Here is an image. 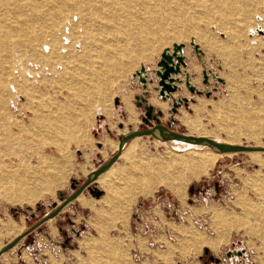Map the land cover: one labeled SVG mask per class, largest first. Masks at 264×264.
Returning a JSON list of instances; mask_svg holds the SVG:
<instances>
[{"label": "rangeland", "instance_id": "rangeland-1", "mask_svg": "<svg viewBox=\"0 0 264 264\" xmlns=\"http://www.w3.org/2000/svg\"><path fill=\"white\" fill-rule=\"evenodd\" d=\"M60 1L0 0V25L8 45L0 49V160L16 181L27 183L25 196L30 199L38 195L32 174L39 169V158L43 180L42 198L33 203L0 200V250L19 236H6L3 223L24 224L21 234L25 233L61 205L92 171L112 159L125 135L157 125L147 117V107H153L160 124L172 122L170 129L180 135H200L185 120L189 116L218 141L264 146V30L260 28L264 1L249 8L250 20L242 30L237 28L241 32L233 42L225 32L241 20L239 13L229 21L230 29L224 30L219 15L214 14L219 11L213 0H199L200 4L198 0H179L180 19L175 0L157 1L148 6L153 11L166 6L172 12L170 18L151 14L154 25L140 39L131 41L127 57L123 53L125 57L116 55L115 59L108 54L111 49L116 51L117 41L122 39L116 38L117 34H103V40L110 41L107 50L103 49L105 46L97 43L102 35L86 31V21L72 12L71 5H61L58 10ZM33 2L39 10L67 12L61 21L50 16L33 22L32 16L38 14L29 9ZM5 9L12 13L6 14ZM28 20L36 32L42 29V41L33 52L19 47V37L9 30ZM203 32L211 36L213 44L227 49L199 41L196 34ZM176 44H181L183 62L174 54ZM5 51H9V60L2 59ZM165 51L172 57L165 61L169 65L176 61L179 66L168 76L178 80H164L174 87L169 92L162 86ZM127 61L131 66H126ZM176 103L180 106L173 113ZM128 105L134 109L130 120ZM35 116L42 120L38 121L42 145L37 144L36 133L20 132L32 126ZM10 134L14 138H9ZM168 146L152 136L131 142L111 173L87 188L80 201L69 203L50 223L21 239L0 264H264V149L257 150L258 156L248 151L221 153L208 174L173 181L175 185L167 181L150 196H136L140 185L135 179L130 181L131 187L125 181L130 172L146 164L171 165L188 154L173 153ZM174 148L210 150L203 144L181 142ZM30 160L28 172L22 164ZM173 166L169 170L175 177H184V172L190 176L184 166L176 171L175 163ZM95 189L101 191L98 199L90 193ZM83 201L91 205L84 206ZM245 204L253 206L247 214ZM240 217L244 218L242 224L225 240L215 224L225 218L237 227ZM197 233L222 239L220 249L204 246L196 257L192 240Z\"/></svg>", "mask_w": 264, "mask_h": 264}, {"label": "bare ground", "instance_id": "bare-ground-1", "mask_svg": "<svg viewBox=\"0 0 264 264\" xmlns=\"http://www.w3.org/2000/svg\"><path fill=\"white\" fill-rule=\"evenodd\" d=\"M4 1L5 2H10V1H16V0H4ZM58 1H60V0H58ZM157 1L159 2V1H162V0H65L64 2L60 1L61 3H59L57 5L55 3V5L58 8V10H59L61 5L64 8H67L66 5H68V4L71 5L72 6V12L73 13H77L76 15L80 18V20H85L86 21V23L84 24L86 26V31H88L89 33H95L96 32V34L98 32V34L102 35V39L97 41L98 44L101 42L104 46L107 43L109 45L110 41L103 40V34H105V33H107V35L117 34L115 37L118 38V39H122V40H118L117 41L118 44L115 43L117 45H116V51L114 53H112L113 52L112 49L110 50V54H108V56L111 59V58H114V56H116V55L117 56L119 55V57L123 56V53L125 55V52L127 54V51L131 49L130 48L131 44H132L131 41H134L136 39H140V36L143 35V33H145V32L150 30L151 24H152V19H150V17L153 14H157V16L161 17L162 19L167 18V17L170 18V14L172 12H171L170 9L165 8L166 6L164 7V5H161L163 8H161L160 11L159 10L153 11V10H151L150 6H148L150 4L153 5ZM164 1L166 2V0H163V2ZM213 1H214V3H213L214 6L217 4V7L215 9L217 11H219L218 13L214 12V14H218L219 15V17H220L219 19H221V20H218V21H221L219 23L221 24V28H223L224 30L225 29H228V30L230 29V28H228L229 25L231 26V24H229L230 23L229 21L230 20H234L233 18L235 17V15H237L239 13V16H240L241 20H238L237 23L235 22V26L232 27L229 30V32L228 31L225 32V33L229 34L228 35V38H229L228 40L232 39L231 42H233L240 35L239 33L241 32L242 28L246 27L247 26L246 23H248V21L250 20L249 19V8L252 7V6L254 7V5H258L259 6L260 3L262 1H264V0H243V1H247V2L253 3V4H248V5L245 4V6L240 4L239 0H213ZM174 2H177V8L175 9V12L177 13L176 17L178 19H180V16H181L180 15V11L182 10V9L180 10L181 4L179 5V0H175ZM198 2L200 4L199 0H198ZM241 3H242V1H241ZM14 5L16 6V4H14ZM140 5H142L143 7H140ZM156 7H159V6H156ZM20 8H22V7H20ZM182 8H183V5H182ZM9 9H11V8H9ZM9 9H7V10L5 9L6 10L5 13L6 14L9 13V15H10V13H12V12ZM29 9H32V11L33 10H35V11L37 10V13H38V14H34L32 16L33 22H34L35 19L42 20V18L45 19V17L48 18L50 16H53L57 21H61V20L64 19V16H65V14L67 12V11H65V9H61L59 13L54 14V8H48V9H44V10H39L37 8V6L34 4V2L30 6ZM15 12H16L15 14L18 13L17 9H15ZM6 14L4 16H6ZM147 14H148V16H147ZM165 16H167V17H165ZM92 18H94V19L96 18V21L94 22V20ZM240 18H238V19H240ZM168 20H166L164 22H167ZM91 21H93L94 24L91 23ZM32 25L33 24L31 23V21L28 20V22L25 21L23 23H19L16 27H13V28L9 29L14 35L19 37L20 40L17 42L19 47L20 46H21V48L24 47V48H26L25 50L30 51V52L35 51L37 49L36 47L40 44L39 41L40 40L42 41V29L41 30L39 29L38 32H36V30L34 29V27ZM152 25H154V24H152ZM156 25H157V23H156ZM233 25H234V22H233ZM57 26H58V24L56 26H53L51 28V30L55 31ZM218 27H220V26H218ZM261 27L264 30V17H263V21L260 24V28ZM237 28H240L241 30L239 29L240 30L239 31ZM156 31H157L156 34H158V30H156ZM11 32H10V34H11ZM72 34H73V32H72ZM196 35H198L199 41H205V43H207L211 47H214L215 49H219V50L227 49L226 46L221 47L220 44H217V43H216V45H215V43L213 44L212 42L214 40L212 41L211 38H210L211 36L205 34L204 32L200 33V34H196ZM175 36H177V35H175ZM182 37L183 36H181V34H179V37L177 36V38H180V39ZM6 38H7V35H5V32H3V26L0 25V49L4 48L3 46H7L8 47V45L6 43ZM164 40L166 41V39H164ZM89 42H87V43H89ZM4 43H6V45H4ZM192 43H195V41H193ZM180 46H181V44H176L175 45V50H177L176 51V54H177L176 58L181 57V56H179L182 53ZM92 47L93 46H88V48L90 50H91ZM114 47H115V45H114ZM229 47L230 46H228V48ZM88 48H84V49L87 50ZM104 48H106V50H107L108 47L105 46V47H103V49ZM38 50L40 51L39 48H38ZM5 52H7V55L3 56V58L2 57L1 58L9 60V58H10V55L8 54L9 51H5ZM164 54L170 55L169 51H165ZM125 56L127 57V55H125ZM125 56H123V57H125ZM110 61H112V60H110ZM179 64H181V63H179ZM126 66H131L130 62L128 63V61H127ZM169 67H172L173 69L176 70V68H178L179 66L176 63V61H175V63L173 61V64L169 65ZM165 71H166V69L163 67L162 70H161V73H163ZM12 75H14V74H12ZM168 80H178V77L177 78L171 77ZM166 90H168V89L166 88ZM167 92H169V90ZM166 95H168V94H166ZM158 105H160L162 107L166 106L165 104H161V103L158 104ZM62 108H63L62 105H59L58 110H62ZM37 113L39 114V112H37ZM35 117L32 119V126L26 127V128L23 127L20 130V132H22L24 134H26V132L29 133V134H32V133L35 134L36 133V138H37L36 142H37V144L42 145V127L40 126V123H42V120L40 118L37 119L38 118L37 116H35ZM185 120L188 122V124L192 128L193 132H197L200 135L209 136L210 138H212V140H215V138L210 136L208 133H205L201 129V127L199 125H197V122L195 121V119H193L192 117L186 116ZM38 121H40V123H38ZM37 124H39V126ZM129 134H127V135H129ZM0 136H1V133H0ZM140 137H142V136L134 137L133 139H131L130 141H128L124 145V148H123V151H122V154H121L120 158L124 157L126 155L127 151L130 149V143L132 141H134L135 139L140 138ZM147 137H149V136H147ZM152 137L154 139H156L157 141H159V142H166L169 145L168 149L170 151H172L173 153H183V154L184 153H188V154H184L181 158L174 159V162H172L171 165H169L167 163L165 164L163 162L162 163L159 162L158 165H156V163L155 164H151V165L150 164L148 165V164L145 163L146 165H142L141 167L138 166V168H136V171H134L135 173L134 172L133 173L130 172L128 175L131 176V177H127V179L125 181H126V184H129L127 186H130L131 185L130 181L132 183L133 179H135L136 182L140 185L139 189L136 186L137 189H138V191L136 189V191H137L136 196L137 195H141V196H144V197L150 196L160 186L165 185L166 184L165 182H167V181H171L172 180L171 183L173 185H175L173 183V181H179V183H180L183 179L186 180V178H191V179L192 178L193 179L194 178H200L201 175L209 173L210 169L213 168V166L215 165V162L219 159V156L221 155V153H223V154H232L233 152H236V151L226 152V151H222V150H219V149H216V148L215 149L210 148V150H203V151H196V150H191V149H188V150H185V151H179L176 148H174V146L176 144L178 145L179 141L173 140L171 138V136L167 132L156 131L152 135ZM9 138H14V136L10 134ZM4 141H6V140H4ZM223 142L228 143V144H230V143L231 144H237L238 143V141H236V140H225ZM119 145H120V143H119ZM118 150H119V148H118ZM248 152H251V154L253 156H258L259 155V153H256L258 151H254V150L252 151L251 150V151H248ZM174 163H175V171L178 170V166H184V169L187 172L189 171L190 176L186 175V172H184L185 173V174L183 173L184 177H181V176L180 177H175L176 175L174 173H172V171L169 170L170 166L172 168ZM31 164H32V161L30 160L28 162H23L22 166L28 172H31ZM38 164H39V166L38 165L37 166H38L39 169L34 171V173L32 174L33 177L31 176L33 179H35L34 180L35 183H37V186H36L37 187V189H36L37 191H35V192L38 193V195L36 194L37 195L36 197H34L33 199H30V198L25 196V189L28 187L27 183H23L22 181H16V179L13 178L14 175L12 174V172L9 171L7 166L2 164V160H0V200L3 199V200L8 201L9 203H14V204L15 203L23 204L24 202L33 203V202H35V200H37V198L38 199L42 198V194H43V191H42V189H43L42 188V181H43L42 180V158H39V163ZM112 167H110L106 172H103L97 178L95 183H98L99 181H102L109 173H111L112 170H113ZM173 168H174V166H173ZM94 171H96V170H94ZM94 171H92L87 177H91L93 175ZM177 176H178V174H177ZM176 178L178 180H176ZM53 184H55V186H56V183H53ZM34 185H36V184H34ZM48 186H50V185H48ZM57 187H58V185H57ZM57 187H55V188H57ZM132 187H134V185ZM46 188H48V187H46ZM176 188L179 189V187H177V185H176ZM109 189H111L112 192H114V196H115L114 188L111 186ZM173 189H174V186H173ZM51 190H53V189H51ZM33 191H31V192L33 193ZM27 192L29 193L28 190H27ZM48 192H50V189L48 190ZM29 195H30V193H29ZM82 195L83 194H80L79 196H77V198L74 201L78 200V198L80 196H82ZM34 196H35V194H34ZM84 204H82V205H84V206H90L91 205V203L89 204L88 202L87 203L84 202ZM65 208L66 207H64L62 209V211ZM50 221H52V219H49L47 222H50ZM24 229H25L24 224H19V223H16V222L3 223V230H4V233H5L6 236H12V235H16V236L19 235L20 236V234L24 231ZM192 241L194 242L193 243V246H194V251L193 252L196 253L195 238ZM199 243H200V245L209 244V242H207L206 240L205 241L202 240V242H199ZM0 247H1V244H0ZM197 247H200V246H197ZM13 248H11V249H13ZM201 248H199V249H201ZM6 253L7 252L3 253L0 256V259Z\"/></svg>", "mask_w": 264, "mask_h": 264}, {"label": "water", "instance_id": "water-1", "mask_svg": "<svg viewBox=\"0 0 264 264\" xmlns=\"http://www.w3.org/2000/svg\"><path fill=\"white\" fill-rule=\"evenodd\" d=\"M174 54L177 55L176 52ZM170 58H172L170 55L163 54V59H164L163 65H164L166 71L162 75V80H163L162 86H163V88H165V89L167 88L169 91H172V90H174V87H172L171 85L166 84L164 82L165 79H169L168 76H169L170 72L175 71V69H173L172 67H169L168 63L165 61L166 59L171 61ZM178 60H179V62H183L181 57H178ZM176 69L178 70L179 67ZM162 95L164 96V91H162ZM186 101H187V97H185V99H183V102H186ZM139 104H141V103H139ZM179 106H180V103H178V104L176 103L174 105L173 113H175L177 111V108ZM153 111H154L153 107H147V117L153 118L157 122V125H154L151 129L146 130V131L132 132L129 135H125L124 138H122V140L120 141L119 150H118L117 154L112 159H110L107 163H104L103 165L98 167L96 169V171H94L93 175L91 177H87L86 181L78 189H76L67 199H65L61 203V205H59L54 211H52L49 215H47L42 220H40L38 223H36L31 229H29L28 231H26L25 233L21 234L17 238L13 239L10 243H8L2 250H0V256L3 253L9 251L15 245H17L21 239H23L28 234H30L38 226L46 223L49 219H53L56 216H58L64 207H66L69 203L73 202L77 198V196L82 194L87 188H89L92 184H94L95 181L97 180V178L103 172H106L110 167H112L116 162H118V160L120 159V156L122 154L124 145L128 141L133 139L134 137L152 136L156 131H160V132H167L173 140L179 141L181 143H185V144L192 143V144H197V145L203 144V145H206L212 149L216 148V149L226 151V152H230V151L246 152V151H251V150L257 151V150L264 149V146L258 147V146L248 145V144H245V145L231 144V143L228 144V143H225L222 141H218L216 139L212 140V138H210L209 136H205V135H199V136H190V135L183 136V135H180V134L175 133L173 130L170 129V127H172V122H169L167 124V126L160 124V120L158 119V117L153 116ZM159 114H161V112H159ZM90 193L97 199L101 196V191H98L97 189L90 190Z\"/></svg>", "mask_w": 264, "mask_h": 264}, {"label": "crops", "instance_id": "crops-1", "mask_svg": "<svg viewBox=\"0 0 264 264\" xmlns=\"http://www.w3.org/2000/svg\"><path fill=\"white\" fill-rule=\"evenodd\" d=\"M166 104V103H165ZM127 109H128V111H129V113H130V117H129V120L131 119V118H133L134 116H133V114H134V109H133V107L132 106H127ZM138 139V138H137ZM137 139H135V140H137ZM134 140V141H135ZM134 141H132V142H134ZM119 145V144H118ZM118 148H119V146H118ZM114 167V166H113ZM83 196V195H82ZM82 196H80L79 198H78V201H80L79 199L80 198H82ZM241 196V195H240ZM243 197V199H244V196H242ZM244 204V203H243ZM243 207H244V209H243V211L247 214V212H251L252 210H253V206H247L246 204L245 205H243ZM245 214V215H246ZM243 217H240V222L238 223V225H237V227L235 226L234 227V224L230 221V220H227V219H225L224 218V220H223V222L222 223H217V224H215V227L216 228H218V227H220V228H218V233H221L220 235H222L224 238H225V240L229 237V235H230V231H232V229L234 228V229H238L239 228V226L242 224V222H243ZM51 222V221H50ZM50 222H48V223H50ZM233 224V225H232ZM240 224V225H239ZM225 227V228H224ZM217 233V232H216ZM198 239V240H197ZM202 240H208V242L210 243V244H212V246L211 245H200V243L199 242H202ZM224 240V241H225ZM198 241V242H197ZM222 239H219V238H216V239H213V238H210V237H207V236H204L203 234L201 235V234H199V233H197V234H195V249H196V257H197V255H199L200 254V252L202 251V249H203V247L204 246H206V247H208V248H210V249H212V250H219L220 249V247H221V245H222ZM199 244V245H198ZM197 246H200V247H197ZM214 246V247H213ZM202 247V248H201ZM199 248H201V249H199ZM53 264V263H52Z\"/></svg>", "mask_w": 264, "mask_h": 264}]
</instances>
